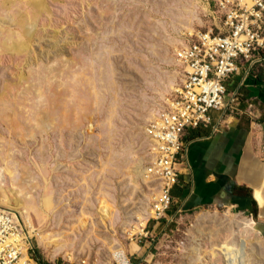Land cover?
<instances>
[{"label":"rangeland","instance_id":"374dc122","mask_svg":"<svg viewBox=\"0 0 264 264\" xmlns=\"http://www.w3.org/2000/svg\"><path fill=\"white\" fill-rule=\"evenodd\" d=\"M44 1L0 0V180L25 200L43 264H113L155 223L145 127L179 84L183 32L210 24L214 1ZM183 215L154 230L155 261L187 250L176 264H222L216 250L236 245L241 264H264L257 216Z\"/></svg>","mask_w":264,"mask_h":264},{"label":"built area","instance_id":"2783aa9c","mask_svg":"<svg viewBox=\"0 0 264 264\" xmlns=\"http://www.w3.org/2000/svg\"><path fill=\"white\" fill-rule=\"evenodd\" d=\"M213 1L210 24L183 32L175 50L182 67L179 84L170 91L157 117L145 127L150 154L147 175L157 182L151 204L155 222L163 219L172 204L170 192L178 182V156L184 150L185 131L210 124L211 110H222L227 105L225 81L238 72L240 63L264 60V0ZM236 100V94H232L229 104ZM169 232H163L161 238L168 240ZM35 236V229L20 214L0 209V264H43L35 253ZM142 240L153 247L154 232L142 229L134 239L137 250L133 252L116 249L113 264H160L155 257L162 256V252L154 247L141 248ZM216 251L222 264H241L238 251ZM187 253L174 252L171 264Z\"/></svg>","mask_w":264,"mask_h":264},{"label":"crops","instance_id":"0c3cea01","mask_svg":"<svg viewBox=\"0 0 264 264\" xmlns=\"http://www.w3.org/2000/svg\"><path fill=\"white\" fill-rule=\"evenodd\" d=\"M225 86L227 105L211 110L210 124L185 131L178 182L163 218L166 226L178 223L183 214L208 208H230L264 222V60L240 63ZM232 94L237 100L229 104ZM242 218L262 234L261 222ZM160 224L155 222L152 231ZM231 250L238 251L237 246Z\"/></svg>","mask_w":264,"mask_h":264},{"label":"bare ground","instance_id":"6f19581e","mask_svg":"<svg viewBox=\"0 0 264 264\" xmlns=\"http://www.w3.org/2000/svg\"><path fill=\"white\" fill-rule=\"evenodd\" d=\"M45 4H46V2L44 0H35V2H34V5L36 7H38V8H44L45 7ZM3 170L9 172V170H8L7 167H3L2 170L0 169V171H3ZM138 174L140 176H144V170L140 168V170L138 171ZM4 207L7 210H11L14 213H18L19 214L20 213V210L26 208V202H25V200H23V199H21V198H19V197L16 196V192L14 191V189L12 190V189L6 188L4 186V184H3V180H0V209H4ZM27 213H28V210L26 209V210H24V212H21V215L24 218V220L30 226H32L35 229L33 223L31 222V220L26 216ZM35 234L37 235L38 239L43 238L40 235V233L37 232L36 229H35ZM115 249L113 250L112 253H114L116 251ZM68 258H70V257H68Z\"/></svg>","mask_w":264,"mask_h":264},{"label":"trees","instance_id":"16d2710c","mask_svg":"<svg viewBox=\"0 0 264 264\" xmlns=\"http://www.w3.org/2000/svg\"><path fill=\"white\" fill-rule=\"evenodd\" d=\"M39 258V257H38ZM39 260H40V258H39ZM41 262H42V260H40ZM43 263V262H42Z\"/></svg>","mask_w":264,"mask_h":264}]
</instances>
